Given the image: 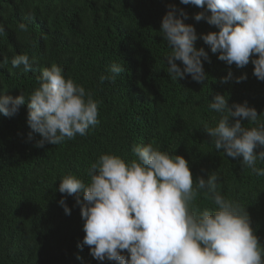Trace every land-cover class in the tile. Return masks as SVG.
Instances as JSON below:
<instances>
[{"label":"trees","instance_id":"obj_1","mask_svg":"<svg viewBox=\"0 0 264 264\" xmlns=\"http://www.w3.org/2000/svg\"><path fill=\"white\" fill-rule=\"evenodd\" d=\"M173 7L177 16L181 9L187 13L181 18L194 26L195 46L208 54V60L202 58L207 75L201 82L190 74L173 81L167 72L170 49L160 29ZM200 11L181 0H0L6 30L0 36V61H9L0 65V95L31 93L40 68L57 63L100 101V124L60 145L37 146L42 137L27 122V97L14 115L0 113V264H118L95 259L83 245L85 221L77 194H62L60 179L73 174L88 182V168L101 154L131 160L134 145L153 140L162 151L182 155L194 180L217 171L221 194L246 206L264 245V177L245 168L242 157L216 150L203 127L217 123L218 114L208 108L216 94L224 95L230 107L246 102L264 119V81L253 74L251 60L240 68L211 51L201 34L219 29L205 19L196 21ZM23 53L39 62L29 72L11 66V59ZM112 63L123 64L125 71L116 82L101 84L99 75ZM229 72L232 79L222 82ZM244 74L246 79L236 82ZM241 123L250 126L246 118ZM78 195L83 200L82 192ZM62 198L70 214L59 203ZM198 204L201 210L212 207L203 197Z\"/></svg>","mask_w":264,"mask_h":264},{"label":"clouds","instance_id":"obj_2","mask_svg":"<svg viewBox=\"0 0 264 264\" xmlns=\"http://www.w3.org/2000/svg\"><path fill=\"white\" fill-rule=\"evenodd\" d=\"M204 11L195 20L205 19L219 31L201 34L203 41L219 59L237 67L250 60L253 74L264 81V0H181ZM181 16L187 13L180 10ZM210 13V14H209ZM175 8L164 15L161 33L170 51L166 53L167 72L173 81L190 74L201 82L206 73L204 48H197L198 39L192 24L184 23ZM26 31L24 23L19 24ZM0 23V36L5 34ZM181 61L183 68L176 63ZM9 63L5 57L0 65ZM35 56L27 53L11 59L12 68L29 72L38 65ZM125 71L123 64L112 63L99 82H116ZM228 73L222 82H228ZM246 74L236 77V82ZM38 87L31 93L23 91L15 98L0 95V113L14 115L29 100L27 122L44 142L60 145L77 135L85 136L100 124V101L90 90L66 77L57 63L40 68ZM208 108L218 114L215 126L204 123L216 150L228 157H242L245 168L264 177V119L254 107L244 104L229 106L224 95L216 94ZM230 118H237L233 121ZM247 119L248 127L241 120ZM213 119H217L213 117ZM31 135V134H30ZM133 159L101 154L88 168L90 180L73 175L60 179L62 194L76 195L85 221L83 245L99 261L118 264H264V245L259 242L246 206L221 194L220 174L211 172L207 178L193 179L188 161L182 155L162 151L153 140L132 147ZM83 194V200L79 193ZM210 200L212 207L200 209L198 200ZM59 203L66 214L71 209L62 198ZM79 246V245H78ZM124 250H127V255Z\"/></svg>","mask_w":264,"mask_h":264}]
</instances>
